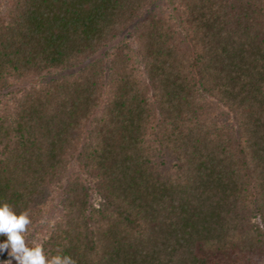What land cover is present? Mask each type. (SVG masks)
I'll return each mask as SVG.
<instances>
[{
    "label": "trees",
    "instance_id": "16d2710c",
    "mask_svg": "<svg viewBox=\"0 0 264 264\" xmlns=\"http://www.w3.org/2000/svg\"><path fill=\"white\" fill-rule=\"evenodd\" d=\"M0 202L48 258L264 264V0H0Z\"/></svg>",
    "mask_w": 264,
    "mask_h": 264
},
{
    "label": "clouds",
    "instance_id": "9594fccd",
    "mask_svg": "<svg viewBox=\"0 0 264 264\" xmlns=\"http://www.w3.org/2000/svg\"><path fill=\"white\" fill-rule=\"evenodd\" d=\"M31 224L28 211L17 214L6 202H0V253L8 252L9 264H76L68 255L48 258L42 244L29 247L26 244L27 226ZM10 249V251H9Z\"/></svg>",
    "mask_w": 264,
    "mask_h": 264
},
{
    "label": "rangeland",
    "instance_id": "374dc122",
    "mask_svg": "<svg viewBox=\"0 0 264 264\" xmlns=\"http://www.w3.org/2000/svg\"><path fill=\"white\" fill-rule=\"evenodd\" d=\"M165 3L164 2H160V5L163 6ZM116 43L115 42H112L111 44H109L105 49H110L114 46V44ZM101 53V52H100ZM75 71V69L73 70H68V71H65V72H62L61 74H67V73H73ZM18 85L14 84L12 88L10 89H14L16 88ZM54 206H55V203H48L46 208H47V215H46V218L50 215H52L53 211H54ZM12 264H15V261L12 262Z\"/></svg>",
    "mask_w": 264,
    "mask_h": 264
}]
</instances>
